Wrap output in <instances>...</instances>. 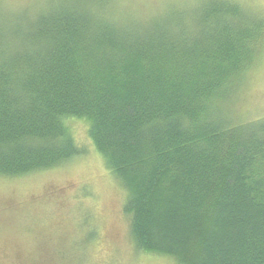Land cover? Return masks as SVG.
Segmentation results:
<instances>
[{"label":"trees","instance_id":"obj_1","mask_svg":"<svg viewBox=\"0 0 264 264\" xmlns=\"http://www.w3.org/2000/svg\"><path fill=\"white\" fill-rule=\"evenodd\" d=\"M45 1L23 18L0 4V177L79 157L67 121L83 119L139 250L264 264V119L231 111L264 15L238 0L147 18L119 0Z\"/></svg>","mask_w":264,"mask_h":264},{"label":"rangeland","instance_id":"obj_2","mask_svg":"<svg viewBox=\"0 0 264 264\" xmlns=\"http://www.w3.org/2000/svg\"><path fill=\"white\" fill-rule=\"evenodd\" d=\"M199 0H119L140 16L182 10ZM264 15V0H238ZM121 2V3H120ZM44 0H0L24 17ZM231 104V103H230ZM231 111L243 120L264 119V50L245 74ZM67 126L83 151L50 170L0 177V264H178L171 256L138 249L128 192L108 169L89 135L90 124Z\"/></svg>","mask_w":264,"mask_h":264}]
</instances>
